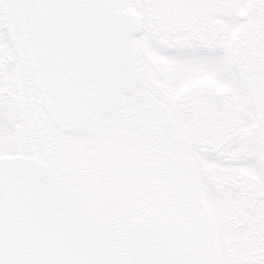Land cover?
Here are the masks:
<instances>
[{
    "label": "snow or ice",
    "instance_id": "1",
    "mask_svg": "<svg viewBox=\"0 0 264 264\" xmlns=\"http://www.w3.org/2000/svg\"><path fill=\"white\" fill-rule=\"evenodd\" d=\"M0 264H264V0H0Z\"/></svg>",
    "mask_w": 264,
    "mask_h": 264
}]
</instances>
